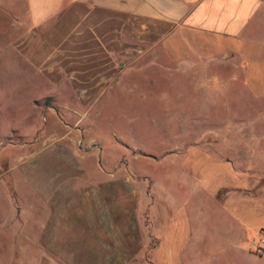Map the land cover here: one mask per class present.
<instances>
[{
	"label": "crops",
	"instance_id": "crops-1",
	"mask_svg": "<svg viewBox=\"0 0 264 264\" xmlns=\"http://www.w3.org/2000/svg\"><path fill=\"white\" fill-rule=\"evenodd\" d=\"M1 1L12 11V50L80 107L121 81L128 58L157 52L188 67L238 57L252 94L264 95V0ZM52 136L18 162L41 213L32 231L28 206L14 207L26 243L13 254L24 264H264L253 245L264 238V168L237 150L254 144L177 141L168 151L175 187L155 196L148 175L146 198L139 172L111 171L101 157L83 158L68 135ZM0 237L10 239L9 229Z\"/></svg>",
	"mask_w": 264,
	"mask_h": 264
},
{
	"label": "rangeland",
	"instance_id": "rangeland-1",
	"mask_svg": "<svg viewBox=\"0 0 264 264\" xmlns=\"http://www.w3.org/2000/svg\"><path fill=\"white\" fill-rule=\"evenodd\" d=\"M21 9L18 5L14 11ZM11 24V7L0 0V225H4L0 232L9 229L13 237H0V264L25 263L13 254L26 243L25 233L11 223L19 215L14 207L28 206L23 215L29 226L34 224L32 231L41 213L39 197L20 177L18 162L37 152L46 136L68 135L83 158L101 157L111 171L126 165L127 171L139 172L146 198L151 185L148 175L156 178L157 190L151 189L155 196L162 195L166 187H175L172 180L168 184L174 155L168 151L172 144L188 138L249 142L254 147L239 146L238 154L264 168V95L252 94L240 58L201 61L200 66L195 61L188 67L168 60L162 52L143 55L139 61L130 57L121 81L91 105L80 107L66 85L56 92V87L12 50ZM218 72L221 82L208 84L204 77ZM231 75L236 80H229ZM83 163L86 168L95 165L91 159Z\"/></svg>",
	"mask_w": 264,
	"mask_h": 264
},
{
	"label": "built area",
	"instance_id": "built-area-1",
	"mask_svg": "<svg viewBox=\"0 0 264 264\" xmlns=\"http://www.w3.org/2000/svg\"><path fill=\"white\" fill-rule=\"evenodd\" d=\"M253 245L257 251H262L264 249V238L255 239Z\"/></svg>",
	"mask_w": 264,
	"mask_h": 264
}]
</instances>
